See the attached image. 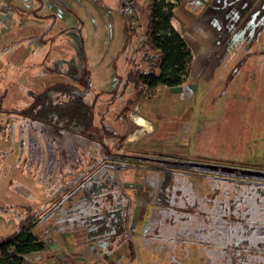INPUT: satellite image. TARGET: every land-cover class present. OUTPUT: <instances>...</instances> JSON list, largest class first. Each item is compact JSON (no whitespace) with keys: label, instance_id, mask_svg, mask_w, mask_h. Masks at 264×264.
<instances>
[{"label":"rangeland","instance_id":"rangeland-1","mask_svg":"<svg viewBox=\"0 0 264 264\" xmlns=\"http://www.w3.org/2000/svg\"><path fill=\"white\" fill-rule=\"evenodd\" d=\"M148 1L0 0V235L17 230L25 207L36 210L29 232L44 247L21 255L32 264H196V256L204 255L193 240L182 256L178 239L174 247L175 239L164 244L157 234L151 195L157 176L150 180L142 169L100 167L120 162L124 154L144 165L153 164L142 160L149 156L164 165L187 160L264 172V25L255 36L244 34L247 22L252 23V10L238 9L245 0H223L235 20L226 24L211 19L205 9L222 6V0L183 2L182 8L201 13L215 30L200 34L179 15L192 53L187 79L160 84L153 96L137 98L126 73L145 65ZM57 81L84 88L92 107L86 128L55 126L19 112L29 102L27 90H45ZM47 91L67 97L65 91ZM129 98L132 105L123 117L119 112ZM186 171L198 191L209 190L202 174ZM95 174L113 176L130 194L129 232L110 246L106 239L89 237L79 221L63 222L67 201L59 210L52 206L75 181ZM80 195L79 188L74 201ZM51 209L55 215L44 217ZM166 247L175 248V258L169 259L172 250Z\"/></svg>","mask_w":264,"mask_h":264},{"label":"trees","instance_id":"trees-1","mask_svg":"<svg viewBox=\"0 0 264 264\" xmlns=\"http://www.w3.org/2000/svg\"><path fill=\"white\" fill-rule=\"evenodd\" d=\"M179 1L181 0H149L144 5L145 65L142 68L130 69L126 73V80L132 83L134 96L137 98L151 97L156 93L158 85H177L189 75L191 49L171 24L174 6ZM123 29L126 30V25ZM76 86L70 87L69 83L57 81L45 90H27L29 102L21 107L19 112L30 119L55 126L60 122L66 126L86 128L92 123V107L84 99V88L79 89ZM48 89L57 93L58 90L65 91L67 97H53L48 93ZM131 105L132 98H129L123 104L119 115L126 117ZM118 139L117 146L121 147L124 135ZM229 174L232 178L222 179V195L228 192V198L233 202L225 209L229 215L222 212V234L213 235L210 232L208 246L203 251L206 255L204 264H264V183L259 179V174L239 170ZM101 177L104 179L100 181L89 177V183H80L81 180H78L76 184L75 181L73 188L66 191V196L59 197L52 206L57 205L55 210H59L67 201L68 210L63 213V222L76 224V221L82 219V222L89 226V237L106 239L108 246L114 237L124 234L126 192L119 182L109 179L106 174ZM76 185H80L81 195L74 201L72 195L79 189L74 187ZM220 187V183L216 185L218 190ZM156 203L161 207L166 202L158 199ZM24 211L18 221L17 230L9 235H0V264H32L21 255L31 250H42L44 247L43 241L29 232L38 212L29 206L25 207ZM55 213L51 209L44 217H52ZM234 232V238L243 237L241 242L228 241L227 237ZM220 235L224 239L218 238Z\"/></svg>","mask_w":264,"mask_h":264},{"label":"flooded vegetation","instance_id":"flooded-vegetation-1","mask_svg":"<svg viewBox=\"0 0 264 264\" xmlns=\"http://www.w3.org/2000/svg\"><path fill=\"white\" fill-rule=\"evenodd\" d=\"M122 1L123 0H120V3H122ZM130 157L131 156L129 154H124V157H121L122 160L120 162H107L102 164V166L100 167L102 169L111 168L112 171H115L114 169L126 170L128 168L142 169L148 172V177L150 178V180L153 179L151 176L158 177L157 186H155V190L151 195L154 197L155 203L158 199H162L166 202L161 206L162 208L159 207L157 203L155 206L158 212L155 229L158 235L166 239L163 240L164 244H167L168 240L175 239L173 241V246L175 247L176 241L178 239L177 246H180V255L184 256L186 254L185 248L191 241H196L198 248L201 251H204L205 247H207L205 243L206 241H208L210 232L213 235H215L216 233L222 234V212H225L226 207L233 202L232 199L228 198V192L223 193L222 195V179L232 178L229 173L236 172V170L228 171L226 173H223L221 170H215V172H212L211 170L206 168L201 169L198 167H194L193 165L189 166L187 165V160H166L163 161L164 163H166L164 165L158 164L155 159H151L149 156H145L142 160L150 161L153 164L144 165L142 164V162L144 161L134 163L130 161ZM135 158L139 159L138 157ZM192 162L200 163L197 161ZM186 169H189L190 171L197 170L199 174H202L199 176V178H205V180H203L205 182H208L209 190L207 192L201 190L198 191V187L194 181L192 174L186 171ZM104 171L106 170H103V172ZM92 177L96 181L104 179L103 177H98L96 174ZM109 179H113V176L109 175ZM259 179H262L261 182L264 183V178ZM84 181L87 183L90 182L88 179H81L80 183H83ZM223 181H225V183H228L226 180ZM219 183L221 187L218 190V188H216V185H218ZM79 186L80 185H78V187ZM121 186L123 187V184H121ZM129 195L130 194L126 192V203L127 197ZM125 207V230L124 234L122 236H119L120 238L124 236L127 237V234L129 232L126 226L127 204ZM234 212L237 213V210L234 209ZM224 214L229 215L228 210ZM213 216H216L217 218L212 219ZM218 216L220 217L218 218ZM79 224L86 229H88L89 227L82 222V219L79 220ZM233 234L236 235V232L227 237L229 242L232 241L234 243H237L243 240V237L241 236L239 238H234ZM221 237L223 238L222 235H220L218 238ZM110 245L111 244L108 243V246ZM174 247H166L168 251L172 250L170 255L168 254L169 259L175 258V256L173 255V252L175 251ZM205 256L206 255L196 256V264H204L206 260Z\"/></svg>","mask_w":264,"mask_h":264},{"label":"crops","instance_id":"crops-1","mask_svg":"<svg viewBox=\"0 0 264 264\" xmlns=\"http://www.w3.org/2000/svg\"><path fill=\"white\" fill-rule=\"evenodd\" d=\"M185 1L193 2L195 0H181L174 6L173 15L171 17L172 26L177 31H179L182 37L184 36L183 35L184 34L183 19H181V17L179 16L181 15L188 23L187 27L191 25H195L197 27L200 26L202 29H199V28L197 29V27H194V29L200 34H205L206 36L207 35L210 36V31L215 30V28L211 24L208 23V20H204L200 17L201 13L197 14L195 12H192L189 9L182 8V3ZM245 1H246L245 5H238L239 6L238 9L242 11L245 6H248L247 10H250V11L252 10L250 13V16L248 14V20H252V23L250 24V21H248L246 26L244 27V29L246 28V31H244V34H246V36L250 35L252 37V36H255L257 32L260 31V28L264 25L262 24L264 22V1L262 0L261 1L245 0ZM221 7H222V10H219ZM235 7L236 6H234V8ZM205 9L206 11H208V15L211 17V19L222 20V24H226L228 21L229 23L235 21L233 20V18L228 16V13H230V11H226L225 5L223 4V0H222V6L216 5L215 7H213L209 5L208 7H205ZM247 10H246V13H247ZM206 16H207V13H206ZM174 22L178 24L179 30L175 26Z\"/></svg>","mask_w":264,"mask_h":264},{"label":"water","instance_id":"water-1","mask_svg":"<svg viewBox=\"0 0 264 264\" xmlns=\"http://www.w3.org/2000/svg\"><path fill=\"white\" fill-rule=\"evenodd\" d=\"M187 165H193L194 167H198V168H206V169H209L211 170L212 172H215V170H221L223 173H226L228 171H234V170H237L235 167H229V166H219V165H213V164H204V163H194V162H188ZM240 172H250L252 174H259L261 178H264V172L262 171H255V170H243V171H240Z\"/></svg>","mask_w":264,"mask_h":264},{"label":"bare ground","instance_id":"bare-ground-1","mask_svg":"<svg viewBox=\"0 0 264 264\" xmlns=\"http://www.w3.org/2000/svg\"><path fill=\"white\" fill-rule=\"evenodd\" d=\"M138 120V119H137ZM137 123H139V120L137 121ZM140 125H142V123H140Z\"/></svg>","mask_w":264,"mask_h":264}]
</instances>
